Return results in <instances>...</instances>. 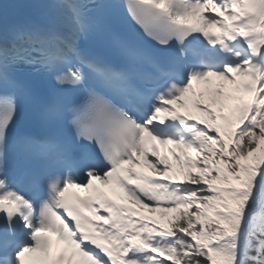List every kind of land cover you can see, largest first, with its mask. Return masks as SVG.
Here are the masks:
<instances>
[{
  "label": "rangeland",
  "instance_id": "374dc122",
  "mask_svg": "<svg viewBox=\"0 0 264 264\" xmlns=\"http://www.w3.org/2000/svg\"><path fill=\"white\" fill-rule=\"evenodd\" d=\"M218 5L221 8L219 15L214 14L212 18H215L213 22H209L208 26L216 27L218 29L224 30L227 21L231 18L232 12L231 9L225 0H214L212 3L208 5L201 6L198 14L199 17L206 15L207 17L210 16V10L212 7ZM209 12V13H208ZM205 19V18H204ZM205 21H209L208 18ZM237 70H231L230 73L226 74L225 76L218 77L213 76L208 83L205 85L197 84V86H191L185 92L183 102H179L181 107L186 108L185 102L188 101L194 102L195 105L200 106L206 113L213 112L217 109V107H222L226 102V96L223 98L222 101L216 100V92L220 87L222 88V92L227 94L230 89V85L235 83ZM190 100V101H189ZM178 105V102H173L168 105L170 109L172 106ZM193 124L197 125L195 128H202L204 130L207 129V126L200 127L199 122L192 121ZM207 143L210 146L212 141L207 138ZM188 155V151L186 150V146L183 144L175 145L171 149H163L160 152H156L150 156L138 155L134 158V162L139 164L141 167L149 166L154 170L155 173L160 174L164 177L166 182L167 191L166 194L168 197H172L171 191H174L173 185L174 183L178 182L180 179V174L186 168L184 165L185 158ZM181 168V170H180ZM213 169V167H204L201 174L206 175L209 170ZM203 186V183H199L194 186L195 193L191 196H185V204L190 207L193 212L195 213V217L198 218V214L205 202V198L203 197V191L200 189ZM148 212L155 213L154 210L148 209ZM163 220H159L158 218L155 219V230L152 228L151 231L154 235H158L162 232L163 227ZM163 242H166V238L163 239ZM166 244L160 246L159 250L162 248L165 249Z\"/></svg>",
  "mask_w": 264,
  "mask_h": 264
},
{
  "label": "trees",
  "instance_id": "16d2710c",
  "mask_svg": "<svg viewBox=\"0 0 264 264\" xmlns=\"http://www.w3.org/2000/svg\"><path fill=\"white\" fill-rule=\"evenodd\" d=\"M240 150L244 155L249 153H253L255 159H264V138H257L255 141H250L248 138H245V141L239 144ZM201 148H205L204 142H202ZM217 158V153H213V158L211 161ZM224 169L226 171H234L235 165L226 161L224 163ZM202 171V165L200 162H197L193 165L189 172L186 174L184 180L189 183L190 186L199 181L200 173ZM215 174H208L204 177L205 181H209L212 179ZM220 179L227 180L226 176H220ZM188 186L187 188L191 191L193 188ZM188 192L189 194H193L192 191ZM221 199L219 197H215L207 207H205L202 215L201 222L193 225L194 214L191 209L187 208V206H183L180 208L178 216L174 218V227H181L186 229L189 233H191L194 237L200 240H208L212 235L219 234V227H217V222L219 224L228 223L227 219L222 215L218 216L215 213L216 205L220 203ZM253 236L257 241L264 240V235L261 232L255 231L253 232ZM177 241L179 261L178 264H208L207 254L204 251V248L198 244H195L191 240L181 236Z\"/></svg>",
  "mask_w": 264,
  "mask_h": 264
},
{
  "label": "bare ground",
  "instance_id": "6f19581e",
  "mask_svg": "<svg viewBox=\"0 0 264 264\" xmlns=\"http://www.w3.org/2000/svg\"><path fill=\"white\" fill-rule=\"evenodd\" d=\"M215 7L216 8L213 9V13H220L221 8L218 5H216ZM224 97H225V94L222 92V88L220 87V89H218L217 92H216V100L217 101H222ZM153 182H155V181H153ZM157 189H158L159 196L162 197V194L160 193L159 188H157ZM143 217H145V216H139L137 221L142 220ZM131 232L133 233V230H131Z\"/></svg>",
  "mask_w": 264,
  "mask_h": 264
}]
</instances>
